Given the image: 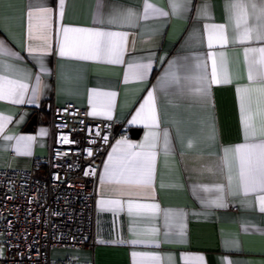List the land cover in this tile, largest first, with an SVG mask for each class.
Segmentation results:
<instances>
[{"label":"crops","instance_id":"obj_1","mask_svg":"<svg viewBox=\"0 0 264 264\" xmlns=\"http://www.w3.org/2000/svg\"><path fill=\"white\" fill-rule=\"evenodd\" d=\"M260 9L0 0V167L42 175L34 161L66 103L124 126L95 186V245L53 248V264H264V155L252 147L264 144Z\"/></svg>","mask_w":264,"mask_h":264},{"label":"built area","instance_id":"obj_2","mask_svg":"<svg viewBox=\"0 0 264 264\" xmlns=\"http://www.w3.org/2000/svg\"><path fill=\"white\" fill-rule=\"evenodd\" d=\"M51 128L50 152L33 165L44 163L42 175L0 167V264H53V248L95 245V186L124 126L66 103L55 108Z\"/></svg>","mask_w":264,"mask_h":264},{"label":"snow or ice","instance_id":"obj_3","mask_svg":"<svg viewBox=\"0 0 264 264\" xmlns=\"http://www.w3.org/2000/svg\"><path fill=\"white\" fill-rule=\"evenodd\" d=\"M63 2H64V0H61V6H63ZM260 3H261L260 14H261V17H264V0H260ZM235 6H236V5H234V7H235ZM147 7H151V6L149 5V6H147ZM147 7H146V11H147ZM173 7H176V5L173 4ZM255 7H256V5L254 4V5H253V8H255ZM36 11H40V12L47 13L49 10L46 9V8H40V9H36ZM164 14H166V13H164ZM202 14L207 15V5H204V7H203V9H202ZM31 15H32V13L29 12V16H31ZM68 31H69V29H65V33H67ZM98 34H99V35H104L103 33H98ZM107 35H114V34H112V33H108ZM258 38H259V39H264V35H261V36H259ZM260 51H261V52H264V48L260 49ZM60 54H61L62 56L66 54L63 48H61V52H60ZM83 58H89V57H83ZM117 62H118V61H117ZM143 67H144V68H147L148 65H144ZM213 78H215V72H213ZM250 79H251V77H250ZM24 87H25L24 85H22V84L20 85V88H21V89H23ZM36 93H37V89H33V95H36ZM21 97H22V93H21ZM149 97H150V98L152 97V93H149ZM15 102H17V103H22L23 100H22V98H21V99L16 100ZM137 115L139 116L140 113L138 112ZM153 118L155 119V117H153ZM133 123H135V119L133 120ZM245 126H246V129H247V127H248L247 123H246ZM64 139H65V142H67V138L65 137ZM252 147H253V148H255V147H259L260 150H261L262 155H264V144H261V145H253ZM240 150H241L240 148L237 149L238 152H239ZM110 159H111V157H110ZM241 176H242V178H245V177H244V173H243V171H242V173H241ZM247 179H250L251 181L255 182L257 178L254 177V176H251V177H248ZM259 186H260L261 191H264V169H261V172H260V176H259ZM259 200H260V210H261V211H264V196L259 197ZM218 206H223V205H218Z\"/></svg>","mask_w":264,"mask_h":264},{"label":"water","instance_id":"obj_4","mask_svg":"<svg viewBox=\"0 0 264 264\" xmlns=\"http://www.w3.org/2000/svg\"><path fill=\"white\" fill-rule=\"evenodd\" d=\"M36 119H37V116L34 115L33 118H32L31 121H30V125H34L35 122H36ZM130 132H131V134H132L133 136H136V134L139 132V130H138V129H131Z\"/></svg>","mask_w":264,"mask_h":264}]
</instances>
